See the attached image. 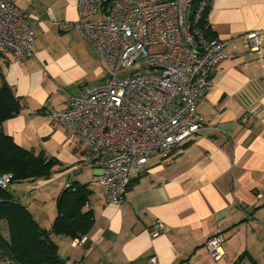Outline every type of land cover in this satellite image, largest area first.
<instances>
[{"label": "crops", "instance_id": "0c3cea01", "mask_svg": "<svg viewBox=\"0 0 264 264\" xmlns=\"http://www.w3.org/2000/svg\"><path fill=\"white\" fill-rule=\"evenodd\" d=\"M11 1L31 17L42 39L34 32V57L25 63L0 51V77L23 104L3 131L19 146L61 163L54 172L57 197L74 183L93 192L87 209L94 226L75 240L53 236L60 255L69 264H264V44L260 52L245 45L250 33L264 38V0L213 1L208 24L216 38L234 44L198 106L205 126L169 159L153 158L133 178L123 207L105 203L87 166L88 149L48 118L108 77L92 43L73 27L77 0ZM245 114L250 119L244 125ZM158 221L164 226L153 236ZM215 235L224 240L218 262L205 248Z\"/></svg>", "mask_w": 264, "mask_h": 264}, {"label": "built area", "instance_id": "2783aa9c", "mask_svg": "<svg viewBox=\"0 0 264 264\" xmlns=\"http://www.w3.org/2000/svg\"><path fill=\"white\" fill-rule=\"evenodd\" d=\"M213 1L202 0L191 20L194 0H77L73 27L92 43L108 77L48 118L88 149L87 166L107 205L123 207L133 178L153 158L169 159L203 130L198 106L234 44L193 29ZM35 42L31 17L11 0H0V51L25 63L34 57ZM263 44L260 33L245 37L249 51L260 52ZM249 119L245 114L241 123ZM10 181L3 175L0 186ZM163 226L158 221L151 234L158 236ZM205 248L216 262L224 256L221 236L209 237Z\"/></svg>", "mask_w": 264, "mask_h": 264}, {"label": "trees", "instance_id": "16d2710c", "mask_svg": "<svg viewBox=\"0 0 264 264\" xmlns=\"http://www.w3.org/2000/svg\"><path fill=\"white\" fill-rule=\"evenodd\" d=\"M202 0H194L190 19L198 10ZM206 10L197 29L210 39L216 38L208 24ZM23 104L13 87L0 77V177L10 175L7 186H0V262L8 264H69L59 253V246L53 236L71 240L87 235L94 226V214L87 209L93 194L88 184L74 183L61 191L56 200V218L52 227L43 228L27 206L21 204L10 188L24 182L39 179L49 180L55 168L62 166L54 157L44 151L36 154L15 143L3 131V124L21 114ZM5 225L7 236L2 232Z\"/></svg>", "mask_w": 264, "mask_h": 264}, {"label": "rangeland", "instance_id": "374dc122", "mask_svg": "<svg viewBox=\"0 0 264 264\" xmlns=\"http://www.w3.org/2000/svg\"><path fill=\"white\" fill-rule=\"evenodd\" d=\"M33 29H34L35 34L37 35V40H41L42 35H38L37 30L35 28ZM71 35H73V33ZM75 39H77V41L80 40L78 35L77 37L75 36ZM103 66H104V70L106 71V67H105L106 65L103 64ZM107 73H108V70H107ZM105 75H106V72H105ZM103 81H101L100 83H102ZM98 84H94V86ZM86 173L88 172L86 171ZM54 175L55 173L51 176L49 180L39 179L35 181L34 183L24 182V183L17 184L10 188L14 197L21 204L27 206L31 214L34 216V218L42 225L43 228L48 229V230L51 228L50 221L55 219V216L57 213L56 197L58 193L56 191L57 184L54 183L55 181ZM91 178H92V175L91 176L88 175V181L91 180ZM96 188L98 190L99 189L104 190L103 187L99 185H97ZM1 228H2V232L4 236H7L5 225L2 224ZM62 256H64V254ZM0 264H8V263L0 262Z\"/></svg>", "mask_w": 264, "mask_h": 264}]
</instances>
